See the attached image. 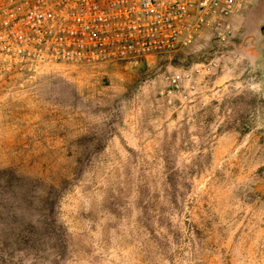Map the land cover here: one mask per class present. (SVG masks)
Instances as JSON below:
<instances>
[{
  "label": "rangeland",
  "instance_id": "374dc122",
  "mask_svg": "<svg viewBox=\"0 0 264 264\" xmlns=\"http://www.w3.org/2000/svg\"><path fill=\"white\" fill-rule=\"evenodd\" d=\"M233 26L0 83V264H264V0ZM211 59L190 101L159 96Z\"/></svg>",
  "mask_w": 264,
  "mask_h": 264
},
{
  "label": "built area",
  "instance_id": "2783aa9c",
  "mask_svg": "<svg viewBox=\"0 0 264 264\" xmlns=\"http://www.w3.org/2000/svg\"><path fill=\"white\" fill-rule=\"evenodd\" d=\"M249 0H0V83L48 64L136 65L189 47L202 32L220 44ZM215 59L161 75L167 105L190 101ZM264 93V65L258 73Z\"/></svg>",
  "mask_w": 264,
  "mask_h": 264
},
{
  "label": "water",
  "instance_id": "95a60500",
  "mask_svg": "<svg viewBox=\"0 0 264 264\" xmlns=\"http://www.w3.org/2000/svg\"><path fill=\"white\" fill-rule=\"evenodd\" d=\"M144 63L143 62H140L137 64V66H142Z\"/></svg>",
  "mask_w": 264,
  "mask_h": 264
}]
</instances>
